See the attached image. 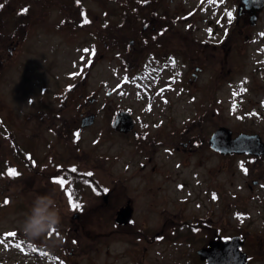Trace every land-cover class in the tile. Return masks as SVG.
I'll return each instance as SVG.
<instances>
[{
    "label": "rangeland",
    "instance_id": "374dc122",
    "mask_svg": "<svg viewBox=\"0 0 264 264\" xmlns=\"http://www.w3.org/2000/svg\"><path fill=\"white\" fill-rule=\"evenodd\" d=\"M5 2L8 9L31 13L28 25L33 27L24 38L27 51L24 50L22 59L29 61L33 77L28 82L10 76L5 80L0 77V113L7 117L18 144L40 137L43 143L51 144L48 150L55 151L56 147L61 156L70 155L68 160L72 165L68 170L72 189L69 193L82 205V211H77L82 213L84 220L81 225L80 221L78 225L70 222L75 211L68 206L69 193H64L65 198L60 197V193L55 192L57 188L47 186L46 176H38L39 184L34 181L37 174L33 178L25 177L23 181L29 183L30 188L21 191L17 184L20 179L2 177L0 264H201L195 250L197 245H202V238L153 241L145 250L146 242L135 226L129 225L121 232L111 230L110 219L118 207L114 205L116 201H123L124 205L125 196L136 199L132 218L144 232L146 229L142 225L146 221L158 224L164 216L175 214L187 220L197 216L212 217L213 224L223 234L244 224V231L249 235L246 249L252 256L247 264H264V256L260 253L263 246L259 243L264 240V180L262 178L260 185L252 182L264 175V160L254 161V158L240 155L224 159L203 141L220 125L231 127L235 134L241 131L264 134V10L255 24L247 27L249 37L243 53L232 51V61L225 66L228 81L218 96L223 102H220L222 108L214 113L212 103L201 98L204 90L196 93L194 88L185 86L177 91L174 86L166 91L171 82H179V78L170 80L171 76L163 67L159 68L158 61L139 63L141 72L130 69L136 61H130L129 49L123 48L116 38L124 34L118 30H127L120 26L129 25L132 13L119 0ZM19 12L14 15L20 16ZM83 13H88L89 20L84 27H79L77 22ZM235 20L232 16L233 27ZM22 22L27 23L26 20ZM48 24L53 25V31L47 32ZM39 32L38 37H33ZM44 58L45 61L54 59L50 69L42 63ZM187 67L186 62L185 71ZM219 68L216 65V70ZM19 69L16 66L12 72ZM134 72H137L135 76ZM133 78L135 83H132ZM64 88L66 93L71 92L70 98L64 97ZM20 90H27L28 94ZM5 93L11 101L5 98ZM45 95L48 101L42 100ZM84 107L90 108L97 117L93 125L81 129L78 117ZM121 109L131 111L137 119L133 133L111 131L112 116ZM6 110L13 111L14 116H11L13 112L6 114ZM62 128L72 131V137L63 135ZM189 137L197 141L194 146L197 149L191 153L182 148L181 151L166 149H174L175 143L163 145L166 141ZM199 143L202 145H197ZM12 150L8 136L0 133L1 166L14 161ZM149 156H153L163 177L171 176L161 184L158 181L163 179L162 174L152 175V190L148 189V180L140 167ZM81 171L85 178L78 179ZM110 179L118 185L115 198L102 209L103 199L95 195L96 189L102 184L107 188ZM157 183L161 189L157 188ZM249 183L254 186L253 190ZM5 185L10 195V202L6 204L2 200L7 195L1 193ZM36 195H49L54 199L60 223L44 236L31 238L23 232L22 223ZM240 209L243 215L235 217ZM74 225L80 228L78 242L83 250L79 251L87 250L76 259L69 255L70 241L77 234L71 231ZM12 233L15 235H9ZM81 234L90 237L83 238Z\"/></svg>",
    "mask_w": 264,
    "mask_h": 264
},
{
    "label": "flooded vegetation",
    "instance_id": "af4514ba",
    "mask_svg": "<svg viewBox=\"0 0 264 264\" xmlns=\"http://www.w3.org/2000/svg\"><path fill=\"white\" fill-rule=\"evenodd\" d=\"M5 1L6 0H0V77L5 80L10 76L12 79H21L23 82V79H25L28 82L30 81V79H32L33 76L30 72L31 69H29L28 67L29 61H25L24 59H22V56L24 55V50L27 51V44L24 38H26L29 30H31L33 27L31 25H28V18H30L31 13L24 10L22 11L8 9L9 7H6L7 2ZM119 1L121 2L122 6H128V9L132 13V20H130L129 22L130 26H120L121 28H127V30L125 29L124 32H120L118 30L119 33H124L125 35L123 34V36L116 38L117 42H122L123 48L129 49L130 61H136L134 65H130V69L132 68L133 71L141 72L139 63L145 65L148 64L147 61H158V63H160L159 68L161 69L163 67L164 70L171 76L170 80H174L177 77L179 78V82H177V80V83H174V81L171 82L173 86L170 84L169 88L166 91L169 92L170 89L174 86L177 91H179L181 87L185 86L194 88L196 93H198L200 89L204 90L203 92L200 91L203 93V97L201 98H203L204 102L210 101L212 103V108L214 110L212 112L217 113L218 111H220L222 108V104H220V102L222 101L221 98H218V96L219 93H222L221 90H223V87L228 81L229 76L226 73L225 66L229 61H232V51H239L243 53L244 44L248 40L247 37H249L247 27L251 23L249 7H247V4L243 2V0H196L194 2H190V0ZM122 2H125V4H122ZM18 12L21 13L20 16L19 14L14 15ZM232 16H234L236 19L234 21V27L231 24ZM25 20L27 21V23L22 22ZM88 20V13L81 14L80 20L77 22L79 24L78 26L84 27V24H86ZM46 28L47 32H49L50 30L53 31L54 27L53 25L50 26L48 24V27ZM39 34L40 32L33 37H38ZM128 34H131V38H129ZM53 62L54 59H52L51 61H45L44 58L42 60V63H44L48 69L51 68ZM186 62L188 64V67L185 71L183 65ZM216 65L220 67L218 70H216ZM16 66H19L20 69L19 71H15L13 73L12 69H14ZM138 67L139 69H137ZM153 67L156 68V71L159 70V68H157L156 66L153 65ZM43 69L46 70L45 67ZM232 70L233 68L231 67L230 71ZM137 72H134V76ZM207 74L209 75L208 79L205 78V75ZM202 78H205V81L202 82ZM135 81L136 80L133 78L132 83H135ZM13 91L17 92L18 90ZM20 91H24V93L28 94L27 90ZM66 92L67 91L64 88L62 90L64 97L66 96L65 98H70L71 92ZM204 92L206 94L205 96ZM107 94L110 95L111 92H108ZM82 95L84 94L82 93ZM5 98L7 99L6 93ZM45 98H47V95H45L42 100H44ZM94 99H90V101L93 102ZM166 99L167 102L169 101L170 103V99L168 97ZM6 106L8 107V104H6ZM203 107L204 106H202V108ZM5 112L7 114L13 111L6 110ZM91 113L95 114L97 117V114L91 112L90 108L88 107H84L80 111V117L78 118L80 120L81 129L93 125L91 124L87 127L82 126L83 117ZM11 116H14V112L11 113ZM6 119L7 117L2 116L0 113V133L1 135L4 134L8 136L11 148L13 149L12 152H15V155L13 153L15 158L13 159L14 161H7L4 167L3 165H0V180H3L2 177L20 179L21 182L17 184H19L21 191L23 188H30L29 185H27L29 183L26 184L23 181L25 177L33 178L37 174L34 181H36V184H39L38 176L44 175V177L46 176L45 178L47 179V184L49 183L47 186L50 185V187H52L53 189L57 188V191L55 192L60 193V197L65 198L64 193H69V191L72 189L70 170H68L71 167V163L68 160L70 159V155L65 154L61 156V153H57L58 151L56 150V147L55 151H52L51 148L50 150H48L47 146H51V144L47 145V143H43V138L40 137H32L31 139H26L21 144H18L16 142L17 139L15 138L16 134L13 132L14 130L9 127ZM135 120L137 124V119L135 118ZM134 130L130 133H133ZM111 131L118 134H123L120 133L119 130L117 131L115 129H111ZM62 133L63 135H66L70 138L72 137V131L68 132L66 129L62 128ZM259 133L263 138L262 140H264V134L262 132ZM203 141H207L206 145L210 147V149L215 153L222 155L224 159L240 155L242 157L246 156L249 158H254V161L264 160V156H255L244 153L224 154L216 151L211 147V145L208 143L209 138ZM196 142L197 141L195 138L189 137L178 139L177 141H173L170 143H167L166 141L163 145L169 146L170 144L175 143L174 149H171L170 147H166V149L169 151H181L182 148L184 152L191 153L197 149L196 147H194L196 145ZM197 145L200 146L202 144L199 143ZM45 147L47 148V150L45 149ZM41 152L44 153V155L41 156ZM154 160L155 159L153 158V156H149L147 162L142 163L140 166L142 169L141 172L145 174L143 177L148 180L147 187L150 190L153 189V187H151V182L154 179L152 175L158 173L162 174V171L158 169V166L156 163H154ZM8 166L11 169H15L19 173V175L15 177L8 176ZM149 166H151L150 169ZM160 176L163 177L165 175L162 174ZM79 177L85 178V174H82L81 171V173L78 175V178ZM61 178L65 181L63 187H61L58 183H53L54 179ZM170 178L171 176L167 175L166 177H163V179H160L158 182L164 184L165 182L163 181ZM262 178L264 180L263 174H261V177L259 179L254 178V180L252 181L253 184L260 185L263 182L261 181ZM107 183V188H105L104 186L100 188L98 186V189H101V191L95 194L96 196L103 199L102 209H105L108 204L112 203V201L114 200L113 198H115V190L118 186L116 185L115 181H111V179L109 181L107 180ZM157 184H159L157 188L161 189L160 183ZM7 185H5L4 189L1 192L4 195H6V191L8 189ZM248 186L252 190L254 189V186L252 184L249 183ZM34 187L35 186L31 187V189L33 190ZM32 199L34 198L32 197ZM125 199L126 202L130 200L132 204L133 201L136 200L132 196L128 198H126L125 196ZM60 201L63 202L62 199H60ZM121 203L119 201H116L114 206L118 204V207L115 208L116 211L114 210L112 219H110L111 223L113 224V226H111V230L118 232H121V229H123L122 231H125L124 228L129 225L127 224L122 226L116 223V213L118 208L122 207L123 204ZM62 204L64 205V203H61V205ZM168 214H170V212ZM241 215H243L242 209H240L239 212L235 213V217ZM167 216L168 215L164 216L162 221H160L158 224H156V222L151 223L149 221H146L145 224L142 225V227L146 229L145 232L140 230V225H136L135 223L131 225L132 227H136L134 229L140 232L139 235L142 234L141 239H144V242H146L147 245L144 246L145 250H147L146 248H148L153 241L179 242L181 239L196 240L202 238L203 243L202 245H197L195 254L198 257L200 263L205 264V261L199 258L198 250L201 247L208 245L211 239L216 237L228 239L233 235H240L242 237H245L246 239V243L244 244H247V242L249 241V235L244 231V224L240 225V227L234 226V231H232L233 229H231L230 233L223 234L221 233L222 230L213 224V222H215V219L212 220V217L205 218V216H197L194 219L187 220L179 218L178 214L173 215V217ZM82 220H84V216L79 212V215L77 216L73 214L70 222L73 223V221H75L78 225L77 222L80 221L81 225L83 223ZM77 225H74L71 229L72 232L77 233L72 236V240L70 241L72 247H70L71 252L69 253V255L73 259L82 257L85 253H87V250L83 251V253L79 251L81 249L83 250V248L79 246L78 232L80 231V228ZM83 230H85L84 225L82 228V232ZM184 230H186L185 234L183 233ZM81 236L90 237V235L88 234H81ZM263 242L264 240L262 239L259 242L263 246L262 252H260L262 256H264ZM83 246L85 245L83 244ZM92 264L95 263L93 262Z\"/></svg>",
    "mask_w": 264,
    "mask_h": 264
},
{
    "label": "water",
    "instance_id": "95a60500",
    "mask_svg": "<svg viewBox=\"0 0 264 264\" xmlns=\"http://www.w3.org/2000/svg\"><path fill=\"white\" fill-rule=\"evenodd\" d=\"M264 5L262 0L258 9ZM252 13L256 14V10L252 9ZM256 15H253V23L255 22ZM131 114L122 110L118 112L113 121L114 128L122 131L129 132L134 128L135 120ZM94 115H87L83 118L82 125L87 126L94 122ZM211 146L222 153H252L256 155L264 154V142L260 135L257 133L248 134L241 132L236 137L232 136V131L226 126L218 128L210 138ZM133 214L130 200L126 205L122 206L117 212V222L120 224H127L129 218ZM244 240L240 237H232L231 239H214L211 240L208 247L199 250L203 259H207V264H245L248 254L243 252L241 247Z\"/></svg>",
    "mask_w": 264,
    "mask_h": 264
},
{
    "label": "clouds",
    "instance_id": "9594fccd",
    "mask_svg": "<svg viewBox=\"0 0 264 264\" xmlns=\"http://www.w3.org/2000/svg\"><path fill=\"white\" fill-rule=\"evenodd\" d=\"M60 223V214L54 199L49 195H36L22 223L23 232L39 238L51 232Z\"/></svg>",
    "mask_w": 264,
    "mask_h": 264
},
{
    "label": "snow or ice",
    "instance_id": "6c2138e0",
    "mask_svg": "<svg viewBox=\"0 0 264 264\" xmlns=\"http://www.w3.org/2000/svg\"><path fill=\"white\" fill-rule=\"evenodd\" d=\"M73 171H75V169H73ZM245 171H247V170L245 169ZM8 175L12 176V177H15V176L19 175V173L15 169H9L8 170ZM89 175H90V173H89ZM53 183H58L61 187H63L64 184H65V181L62 178L61 179H54ZM68 199H69V203H70V206H71L73 211H77V210H81L82 211V205L73 200L71 193L68 194ZM9 235H15V234L12 233V234H9Z\"/></svg>",
    "mask_w": 264,
    "mask_h": 264
}]
</instances>
